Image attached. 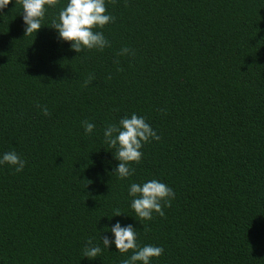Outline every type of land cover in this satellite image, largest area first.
Here are the masks:
<instances>
[{
  "label": "trees",
  "instance_id": "16d2710c",
  "mask_svg": "<svg viewBox=\"0 0 264 264\" xmlns=\"http://www.w3.org/2000/svg\"><path fill=\"white\" fill-rule=\"evenodd\" d=\"M66 2L37 35L20 0L0 12V155L27 162L0 166V264H124L84 255L117 221L152 264H264V0H106L110 46L80 53L52 28ZM133 113L160 139L121 180L103 132ZM151 179L176 196L139 220L128 189Z\"/></svg>",
  "mask_w": 264,
  "mask_h": 264
},
{
  "label": "clouds",
  "instance_id": "9594fccd",
  "mask_svg": "<svg viewBox=\"0 0 264 264\" xmlns=\"http://www.w3.org/2000/svg\"><path fill=\"white\" fill-rule=\"evenodd\" d=\"M13 0H0V12H3ZM23 12L22 18L25 25V35L37 33L42 28V22L46 18L47 10L56 6L57 0H20ZM115 18L107 11L106 0H67L61 8L58 20L54 21L53 29L58 34V39L70 44V50L80 53L84 50L103 51L110 46L102 29ZM121 55L133 54L131 49L124 47ZM44 115H48L46 107H42ZM86 135L95 130V124L85 121L83 123ZM105 142L113 149L114 159L119 163L113 171L119 179L125 180L135 174L132 164H139L143 158L142 148L151 141H159L160 137L150 124L135 113L131 117L125 116L120 119L119 124H109L103 132ZM26 161L15 151L4 152L0 155V166L8 165L17 173L23 172ZM131 198L130 207L134 210L139 220L150 221L153 214L160 217L165 215L164 208L170 207L175 199L174 190L157 179H151L143 183H131L128 189ZM119 211L114 217L122 216ZM110 236L103 234L100 243L94 244L88 241L84 249V255L89 260H95L102 255L104 250L110 251L114 246L118 254L131 255L125 259L124 264H152L154 259H159L164 249L155 245H144L138 243V230L132 224H121L117 221L108 228ZM106 232V233H108ZM102 245V246H101Z\"/></svg>",
  "mask_w": 264,
  "mask_h": 264
}]
</instances>
